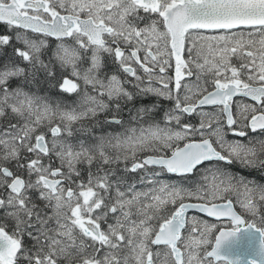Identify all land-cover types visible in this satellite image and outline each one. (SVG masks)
I'll list each match as a JSON object with an SVG mask.
<instances>
[{"label": "snow or ice", "instance_id": "6c2138e0", "mask_svg": "<svg viewBox=\"0 0 264 264\" xmlns=\"http://www.w3.org/2000/svg\"><path fill=\"white\" fill-rule=\"evenodd\" d=\"M242 228L264 0H0V264H234Z\"/></svg>", "mask_w": 264, "mask_h": 264}, {"label": "water", "instance_id": "95a60500", "mask_svg": "<svg viewBox=\"0 0 264 264\" xmlns=\"http://www.w3.org/2000/svg\"><path fill=\"white\" fill-rule=\"evenodd\" d=\"M262 241H264V236L260 232L255 229L242 228L236 236L222 244L219 254L232 260L234 264H249L250 260L264 264Z\"/></svg>", "mask_w": 264, "mask_h": 264}, {"label": "trees", "instance_id": "16d2710c", "mask_svg": "<svg viewBox=\"0 0 264 264\" xmlns=\"http://www.w3.org/2000/svg\"><path fill=\"white\" fill-rule=\"evenodd\" d=\"M239 171H240L241 173L246 174V173H245V170L240 169ZM252 175H253L255 178H257V179H260V176H259L258 173H252ZM237 208H238V206H237Z\"/></svg>", "mask_w": 264, "mask_h": 264}, {"label": "flooded vegetation", "instance_id": "af4514ba", "mask_svg": "<svg viewBox=\"0 0 264 264\" xmlns=\"http://www.w3.org/2000/svg\"><path fill=\"white\" fill-rule=\"evenodd\" d=\"M237 207V206H236ZM192 214H199V213H192ZM209 219V218H208ZM209 220H213V219H209ZM214 222H216L215 220H213ZM224 223H226V221H224Z\"/></svg>", "mask_w": 264, "mask_h": 264}, {"label": "rangeland", "instance_id": "374dc122", "mask_svg": "<svg viewBox=\"0 0 264 264\" xmlns=\"http://www.w3.org/2000/svg\"><path fill=\"white\" fill-rule=\"evenodd\" d=\"M238 206V205H237ZM196 215V214H195ZM200 215L202 218H205L204 216H202L201 214H197ZM210 222H214L213 220H209Z\"/></svg>", "mask_w": 264, "mask_h": 264}]
</instances>
